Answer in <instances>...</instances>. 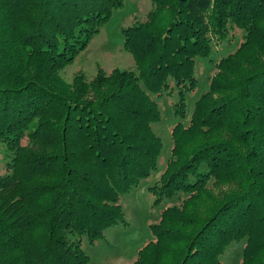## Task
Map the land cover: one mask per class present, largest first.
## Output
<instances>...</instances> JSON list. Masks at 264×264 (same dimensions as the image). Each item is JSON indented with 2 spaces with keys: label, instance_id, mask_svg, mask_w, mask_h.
<instances>
[{
  "label": "trees",
  "instance_id": "trees-1",
  "mask_svg": "<svg viewBox=\"0 0 264 264\" xmlns=\"http://www.w3.org/2000/svg\"><path fill=\"white\" fill-rule=\"evenodd\" d=\"M121 28L135 69L60 71L123 0H0V264H90L83 244L127 224L121 196L157 169L156 101L185 118L196 61L208 90L172 146L150 223L132 264H264V0H150ZM238 45L216 60L217 45Z\"/></svg>",
  "mask_w": 264,
  "mask_h": 264
},
{
  "label": "rangeland",
  "instance_id": "rangeland-1",
  "mask_svg": "<svg viewBox=\"0 0 264 264\" xmlns=\"http://www.w3.org/2000/svg\"><path fill=\"white\" fill-rule=\"evenodd\" d=\"M150 8V0H123V6L115 10L100 26L98 33L91 38L86 48L60 71L62 78L71 81L73 75L79 72L91 78L99 68L107 73L113 68L135 69L132 56L122 48L121 28L131 25L135 20L143 19ZM236 45L238 38L230 45H217L214 52L216 60L233 51ZM196 71L197 87L185 97V118L179 120L174 116L172 102L176 99L175 96L163 94L156 98L161 119L152 124V129L163 142L157 169L148 178L141 180L137 187L121 196L120 204L127 224L107 229L105 240H100L94 245L84 242L83 246L90 256V264H132L137 250L152 239L149 224L159 220L161 210L167 203H176L177 197H174L171 200L163 199L154 205L148 187L158 181L170 155L172 127L177 121L184 125L188 123L194 102L208 90L215 72L214 65L205 59L196 61ZM4 168L5 162L0 151V174L5 172ZM241 253L242 245L232 246L222 256V263L240 264Z\"/></svg>",
  "mask_w": 264,
  "mask_h": 264
}]
</instances>
